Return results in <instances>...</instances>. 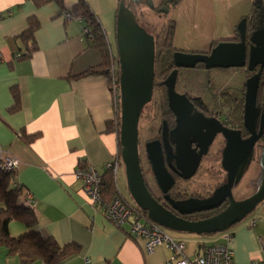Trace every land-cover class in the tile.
Segmentation results:
<instances>
[{
    "label": "crops",
    "instance_id": "1",
    "mask_svg": "<svg viewBox=\"0 0 264 264\" xmlns=\"http://www.w3.org/2000/svg\"><path fill=\"white\" fill-rule=\"evenodd\" d=\"M85 1L97 15L116 54L111 38L114 33L116 37L122 2ZM162 1L127 0L141 8L159 6ZM77 2L65 0L62 8L55 1L37 7L34 0H0V157L20 160L14 182L36 200V229L62 245H81L79 254L61 264H167L172 250L160 245L148 253L146 240L131 236L129 225L116 227L92 206L76 175L81 163L105 171L106 162L118 151L117 134L107 131V121L115 114L107 76L75 77L102 62L100 52L89 45L84 21L65 17ZM256 2L264 4V0H180L170 11L171 20L175 21L176 35L186 33L200 40L193 48H211L215 39L237 38L239 22ZM31 17L40 23L35 33L38 50L28 60L18 61L17 54L26 49L17 36L28 28ZM175 47L190 51L181 45ZM14 86L19 90L21 106L12 113L9 109L14 104ZM21 130L39 132L40 137L27 143L20 136ZM120 193L133 202L129 195ZM251 218L257 219L254 227L248 224ZM27 230L21 222L9 224L14 237ZM230 231L238 264L264 259V202ZM169 235L185 242L189 258L201 254L209 244L224 242L221 233L173 231ZM0 264L22 263L0 246Z\"/></svg>",
    "mask_w": 264,
    "mask_h": 264
},
{
    "label": "water",
    "instance_id": "2",
    "mask_svg": "<svg viewBox=\"0 0 264 264\" xmlns=\"http://www.w3.org/2000/svg\"><path fill=\"white\" fill-rule=\"evenodd\" d=\"M122 4L123 13L118 15L116 25L121 95L120 143L130 197L152 222L167 230L194 234L229 230L264 202V179L251 196L236 200L233 195V189L240 185L251 158L252 162L259 159V164L264 167V147L256 154L254 152L264 135V113L257 101L264 70V4L257 2L260 18L254 30L248 29V20L243 18L237 26V38L223 40L206 53L178 51L174 54L175 69L164 84L169 106L176 116V127L168 134L164 124L163 143L153 140L145 147L157 185L176 212L162 205L150 191L139 151L140 118L154 93L155 37L137 21L133 11ZM197 64H203L206 69L246 68L250 72L258 68L245 83L244 123L250 134L248 138L244 139L239 130L224 127L219 120L213 118L218 124L213 127L200 112L192 114V102L187 94L177 92L176 83L180 68H194ZM218 133L223 134L226 141L222 167L227 172V181L209 197L174 200L169 194L176 185L174 173L183 180L196 175L203 156ZM227 200L229 205L215 215L198 220L187 218L220 208Z\"/></svg>",
    "mask_w": 264,
    "mask_h": 264
},
{
    "label": "trees",
    "instance_id": "3",
    "mask_svg": "<svg viewBox=\"0 0 264 264\" xmlns=\"http://www.w3.org/2000/svg\"><path fill=\"white\" fill-rule=\"evenodd\" d=\"M55 1L62 8H64L65 0H34L37 7L44 6L45 4ZM124 3L129 7L137 19V14L139 17L143 18V23L146 26L152 27V29L158 28L155 23L145 20V14L142 8L136 4L127 2V0H120V3ZM180 0H163L159 6H153L157 12H162V9H166L165 15L174 9ZM73 18L81 19L85 23V27L89 30L85 33L89 45L97 49L101 56L102 62L98 66L92 67L86 70L84 73L75 76H88V75H105L107 76L111 89V71L110 67L114 59L118 60V51L116 54L112 50V45L108 40L107 33L100 23L97 15L94 13L90 5L85 0H78V2L68 11ZM248 29L254 30L259 23L260 10L258 4L252 7L249 15H247ZM40 27L39 21L35 17L29 18L28 28L17 36V39L25 46L26 51L17 54L18 61H24L31 58L32 54L38 50V45L35 40V33ZM175 21L169 20L163 27L160 28V37L158 40V56L157 64L160 70V74L163 77H167L173 70V57L178 51L182 52H195V53H205L198 51H185L179 50L174 46L175 38ZM222 39H215L212 41L211 48L217 46ZM205 68L203 64H199L196 68ZM244 70L246 80L258 71L250 72L247 69L240 68ZM117 80L120 83V67L118 64V74ZM162 81H158L156 86L163 89V102L165 107H167V96L166 88L163 86ZM210 83V90L216 93L215 86ZM12 95L14 98V104L10 107V112H16L20 109V93L16 86L11 88ZM220 96L227 97L233 96L236 102V106L239 111L244 109V96H245V84L241 89V93L232 92L229 88H222L219 90ZM114 95V94H113ZM258 105L261 111L264 112V70L261 75L260 86L258 90ZM114 109L115 114L112 120L107 121V131L115 132L118 138V151L117 154L121 158V143H120V128H121V95L120 90H118L114 95ZM243 113V112H242ZM20 136L27 142L32 143L38 137L40 133L28 134L26 131L21 130ZM86 164L81 163L80 166H85ZM124 168V166H123ZM17 172H10L1 169L0 167V246L7 249L8 255H16L20 258L22 264H31L37 261L43 264H61L70 257L77 255L81 252L82 247L77 242H70L67 244H60L53 236H44L37 229L38 217L33 209V207L27 206L24 202H21L24 198L25 190L24 188L17 184L15 181ZM102 181L104 183V188L102 189V196L105 200L111 201L116 196L122 198L123 195L118 189L117 176L113 171H104L102 173ZM125 199V198H124ZM134 202V201H133ZM215 212H207L195 214L192 217H187L189 219L198 220L202 218H207L214 215ZM12 221H18L25 224L28 230L21 235L14 237L9 232V224Z\"/></svg>",
    "mask_w": 264,
    "mask_h": 264
},
{
    "label": "built area",
    "instance_id": "4",
    "mask_svg": "<svg viewBox=\"0 0 264 264\" xmlns=\"http://www.w3.org/2000/svg\"><path fill=\"white\" fill-rule=\"evenodd\" d=\"M65 17L71 19L69 12H65ZM85 33L89 30L85 28ZM111 71V91L115 93L120 90V83L117 80L118 60L114 59L110 67ZM20 160L13 156L0 157V167L3 170L17 172ZM124 164L122 158L116 154L111 160L106 162L104 170L113 171L118 176ZM104 172V171H103ZM102 171L92 165L79 166L76 170L78 179L82 182L83 191L89 197L92 206L96 210H101L108 221L118 228L129 225L130 235L134 238H144L146 240L145 249L152 253L158 246L166 245L172 250V256L167 264H238L234 258V250L231 247L233 233L229 230L221 232L224 242L209 244L204 251L195 258H189L185 254L186 244L182 240H176L167 232L164 227L152 222L145 211L140 209L135 202L116 196L113 200L107 201L102 196L104 183L102 181ZM24 204L30 207L36 205V200L25 192ZM257 219L251 218L248 222L250 227L256 225ZM251 264H264V259L254 260Z\"/></svg>",
    "mask_w": 264,
    "mask_h": 264
},
{
    "label": "flooded vegetation",
    "instance_id": "5",
    "mask_svg": "<svg viewBox=\"0 0 264 264\" xmlns=\"http://www.w3.org/2000/svg\"><path fill=\"white\" fill-rule=\"evenodd\" d=\"M164 10L166 11V9H164ZM165 11H163V9H162V12L165 13ZM136 16H137V21L150 34H152L155 37V43H156L155 82H154L153 98L144 107V109L142 111L141 118H140V122H139V151H140L141 166H142L143 173H144V176L146 178V182L148 184V187H149L150 191L153 193V195L166 208L176 212L173 209L171 203L165 199V194L162 193V191L159 189V187L157 185L154 174L152 172L151 165H150L149 160L147 158L146 147H145V153L144 154L142 153V150H141L142 138L144 135L146 136L145 137L146 138L145 139V146H146L147 142L153 141V140H160L163 143L164 124H166L168 134H170L171 131L173 129H175V127H176V116L169 106V102H168L167 97H166L167 98V107H165L164 102H163V94H161L160 101H159V104L157 107V114L154 113V111H153L152 115L149 118V124L146 127L141 125L142 119L145 116L144 115L145 108L149 104L154 103L157 90H160L161 93H163V89L156 86V84L158 83L159 80L162 81L164 84V81L167 79V77L170 74L167 77L161 76L160 70H159V67L157 64V56H158V47H157L158 45L157 44H158V40L160 37V28L158 27L156 29H152V27L146 26L143 23V20H141L143 18L139 17L138 14ZM238 35H239V33H238ZM179 50H181V49H179ZM117 51H118V49H117ZM198 65L199 64H197L196 67ZM173 66H174V68H173V70H174L175 69L174 57H173ZM196 67H194V68H196ZM182 69H184V68L179 69L178 77H179V73ZM229 69H232V68H229ZM244 69H246V68H244ZM177 82H178V78H177ZM176 85H177V83H176ZM163 86L166 88L165 84ZM188 91L189 90H187V88H186L181 93L187 94L190 102H192V104L194 106V110H193L192 114H194L195 112L198 111L204 116V119L207 118L208 119L207 121L209 123L213 124V127L218 125L217 122L214 120V119H216V120H219V122L224 127L228 128V129L241 131L242 137L244 139L248 138V136L250 134H249L248 129L246 128L245 123H244V109L242 111L243 113L241 111H239V109L236 106V102L234 100L235 98L233 96H227V97H222L220 95L219 96H211L210 100H207L204 97H200L198 95H190ZM245 91H246V88H245ZM166 96H167V88H166ZM244 99H245V96H244ZM244 104H245V102H244ZM262 113H264V112H262ZM260 124H261V121L259 120V123L257 125L258 129L260 127ZM168 138H169V140L171 139L170 135L168 136ZM202 141L204 142L205 139ZM225 144H226V141H225V138L223 137V134L218 133L213 138L211 145L208 147V153L203 156L200 167L196 173V175H197L200 168L203 166V164L205 162H211L210 167L211 168L213 167V171H214L213 172L212 169H210L211 172L215 173L218 176L222 175L221 181L216 183L213 190L190 191L188 189V187L184 186L183 184L189 183V181L191 179H193L196 175H194L189 180H183L182 178L179 177V175L174 173V176L176 178V185L169 192L170 196L174 200H183V199H187L190 197H196V198L209 197L216 190V188H218L219 186H221L222 184H224L227 181V172L222 167V151L225 147ZM193 146L195 147V144H193ZM256 147H257V150L261 149V147L262 148L264 147V135ZM258 162H259V160H258ZM220 172H223V174H220ZM228 205H229V201L227 200L220 208H217V209H214V210H211L208 212H215V214H217V213L221 212L222 210H224ZM203 213H207V212H203ZM192 216H187V217H192Z\"/></svg>",
    "mask_w": 264,
    "mask_h": 264
},
{
    "label": "rangeland",
    "instance_id": "6",
    "mask_svg": "<svg viewBox=\"0 0 264 264\" xmlns=\"http://www.w3.org/2000/svg\"><path fill=\"white\" fill-rule=\"evenodd\" d=\"M179 4V3H178ZM178 6V5H177ZM145 14V20H149L152 23H155L159 28L163 27L170 19L171 12L168 15H165L164 12H157L155 9L143 6L142 7ZM176 9V8H175ZM180 10V7H179ZM163 11L164 8H163ZM182 11V10H181ZM104 28V27H103ZM174 44L175 46L181 45L182 47H186L190 51H198V52H208L209 48L204 49L201 48H193L198 45L200 40L193 39V37L187 35L186 33H175ZM112 43H114V47L117 52V44L115 33L111 38ZM200 47V46H199ZM187 51V50H186ZM213 83V87L216 88V93L210 90V83ZM246 82L245 72L244 70H240L238 68L232 69H206L202 67L198 68H184L180 71L178 82L176 85L177 92H182L187 88L189 90L190 95H198L200 97H204L207 100H210L211 96H219L222 88H229L232 92L241 93V89L243 88ZM161 91L157 90L156 97L154 103L149 104L144 111V118L142 119L141 125L146 127L149 124V118L152 115L153 111L157 114V107L160 101ZM144 135L142 138L141 150L142 153H145V138ZM257 153V149L254 151ZM259 154V151H258ZM253 157V156H252ZM259 159L254 160L252 162V158L248 162V166L244 173V178L242 179L239 187L235 190L233 189V195L236 200H243L252 194H254L262 184L264 179V167H262L259 162ZM211 162H205L203 166L200 168L198 174L189 181L187 184H183L188 187L190 191H207L213 190L216 183L221 181L222 175H216L212 173L210 169L213 171V167H210ZM214 172V171H213ZM223 174V172H220ZM218 176V177H217ZM117 183L120 191H122L125 195L130 196L129 190L127 188L125 168H122L117 176ZM241 190V191H240ZM251 215V214H250ZM249 215V216H250ZM248 216V217H249ZM169 234H172L173 231L167 230Z\"/></svg>",
    "mask_w": 264,
    "mask_h": 264
}]
</instances>
